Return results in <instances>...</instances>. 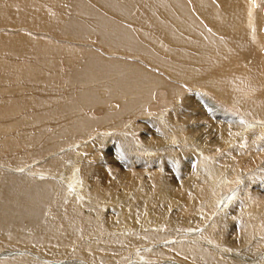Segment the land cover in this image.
<instances>
[{
	"label": "bare ground",
	"instance_id": "obj_1",
	"mask_svg": "<svg viewBox=\"0 0 264 264\" xmlns=\"http://www.w3.org/2000/svg\"><path fill=\"white\" fill-rule=\"evenodd\" d=\"M167 1L170 0H158L152 2V6H153L152 21H154L155 23V28L167 27L165 23L169 20L172 21L175 19L177 20L180 19L181 21L183 16L182 14H185L184 16L185 28H188L191 31L195 30L193 28H197V30H199L200 22L196 19L194 15V9L196 8L195 7L196 5L199 7L200 10L203 11V13L207 12L208 9L212 10L215 17L219 12L216 5L211 2L212 5L214 6L215 9L214 11L209 0H191L192 2L189 0L188 4H187L188 2L187 0H186L187 2L185 0H171L172 1L171 7L173 10L175 9L176 13L170 14L169 12L171 10L168 12V10L165 9L167 8L166 5ZM193 2H196V5H194ZM80 4L83 5L82 11H78L80 13H76L75 11L77 10L73 9L74 11L72 16L68 17V23L67 22L64 23L62 19L63 17L60 18L55 14H52L51 12L48 13L47 8L41 5V1L0 0V28L4 26L9 27L10 25H12V23H14L13 26L15 27L20 26V28L21 25L25 27H31L32 29L48 28L54 30L55 32H57L58 34L62 35L65 38L73 37L77 40L86 38V36L88 37L94 35L93 36L94 38L95 36L99 37L100 43L102 45H105V49H104L105 51L101 49L96 50L95 49L96 47H94V50L86 49L88 56H85L86 59H84L83 61L84 63H82V68L78 69L77 71L74 70L73 72L69 70L71 71L70 76H69L70 72L68 71L66 72V76L68 75V79H67L68 82L67 81L66 82L68 84L72 82L73 86L75 83V85H78V87L79 85H81V87L83 86L84 88L83 89L81 88V90L78 91L81 97L79 99H74L73 103L70 104L64 110L65 113L66 111L69 110L75 112L76 110H83L84 108L91 109L93 106H98V105L99 106L102 105L103 107L104 102L99 100L97 97L98 89L100 87L104 88V90L107 93L112 94L110 96L113 97L119 96V99L117 98L119 102L118 101L117 102L122 105L121 106L118 104L119 106L122 107L119 110L121 114H119V112H117L116 110H115L116 112L113 111L114 113L113 112L110 113L108 111L104 115L105 117L103 118V120L102 119L97 120L93 118H92L93 120L92 119L87 120V118L84 117L83 120L80 122V124H76V125L72 124L69 126L66 125L64 126L63 124L58 123L56 120H54V118L51 121L49 120L50 121L49 124L45 123L44 125H42L43 123L41 124L37 123L38 120H42L41 119L42 113L40 114L41 111L39 112L38 115L35 112L33 113L31 111L30 112L31 114L29 115L30 116L32 115L33 117L31 119H27L28 113L24 118L23 117L11 118L10 115L11 107L9 106H8L9 108L7 107L8 113H6V116L5 113L2 114L3 110L2 111L0 110V147L6 145L9 147V148L4 147L5 150H3V152L1 153L3 155L0 154L3 159H7V158L9 159L11 150H14L13 149L14 140L26 139L28 135L27 132L29 133L30 131L34 132L33 137L30 138L33 140V144L31 143V145L29 144L24 145V142L22 143V146H24L26 150L23 153H20L19 161L16 162L13 161L14 163V165L12 164L14 166V168L12 169L13 172H4V173L0 172V249H5L7 252L6 254L3 253L5 260L2 259L4 260V262H0V264H57L58 261L65 262L64 264H120L119 262L120 261L122 262L123 260L122 258L128 256L131 252L135 253L134 251L136 250L139 251V249L148 250L147 252H152V254L160 258L175 259L179 264H264V255L258 253L260 249L264 247V245H262L264 240H262V238L261 239L258 238L254 243H250L254 240L255 237H257L255 235L256 234L255 232L257 231L251 228V224L253 225L254 221L256 222V224L257 221H264V212L257 209L258 207L253 208L254 202L257 201L254 199L257 197L256 192H250V193L247 192L245 197H242V194L240 195V197H238V194H236L235 192L231 195H227L228 193L223 194L225 191H228V189L230 188L228 187L229 177L231 176L232 178L235 175L238 176L240 172L232 173V172H228L229 170L217 169L210 162L202 160L201 158V160L198 161V164L196 166L198 171L194 172L196 173V176L191 175V177L187 181H183L182 184L179 183L180 185L178 184L176 185L178 186L177 188L180 189V192H184V194L185 192H194V193L196 192V194L193 193L194 195L191 198L189 197L190 200H188V203H186L187 204L186 209H185L186 199H184V197H181L179 195V193L177 192L179 190H175L174 188L172 189V187L170 188L169 186H171L170 184L171 182L166 183L164 179H162V181L160 180L161 181L160 185L163 191L161 190L162 193L159 195L160 196L159 200H169V204L171 206L177 207L176 214H179V216L171 218L166 208H164L163 206H159L158 205L159 202H157L158 204L157 203L155 204V202H153L156 200L158 201V198L149 195L150 194L149 191L148 194L145 190L150 187L148 181L146 180L147 179L146 176L151 173L148 172V170L146 169V167L148 166L146 164L144 165L143 163L140 164L139 161L140 158L137 155H135L137 151L141 149V146H139L138 149L135 145H139V144H135L131 139H127L124 138V136L123 137L120 136L122 137L120 141L122 144L125 145L124 146L125 149H122L121 147L120 148L116 147L111 150L112 154H116V155L118 154L117 156L120 155L122 157V155L124 154V152L122 153V151H125V153H127L128 156L127 155L124 156L123 160H125V162L127 163L126 164L127 167H129V165H131L132 163L135 165V160H136V166L135 167L132 166V167H134L133 169H135L136 167L138 168L136 169L137 173H134L131 179L129 178L127 179L129 188H131V192L128 190L127 192L124 191L123 193H118L115 191V189H113L114 187L113 188L109 187L106 184L108 186L107 187L105 185V183L101 179V176H103L102 172H105V170H103L104 166L100 165L102 162V158H101L102 155L100 154L102 153V151L106 150L107 148L106 146L109 143L113 141L115 143L116 137L104 138L102 136L98 137L97 135L96 137L98 141H95L96 139L91 138V134L95 132L94 131L95 129L93 128L96 126H100L102 130L105 129L106 131L107 130L113 131V129H115L116 127L122 126V124H124L125 121L127 123V120L133 119L134 117L146 115L147 112V108H146L148 107L146 106L147 99L146 98L141 99V97L145 94L144 91L143 92H141L142 90L140 91L141 95L134 93L135 91L134 88L137 89L138 86H136L137 83L135 84L136 87L131 84V78L134 81L135 80L138 81L139 79L136 75V72H134L133 68H131V64L144 66L143 64L145 63L144 60L146 61L157 60V62L155 61L156 63L153 64L156 65V68L154 69H157V67H159L160 69L162 70L164 69L165 71H167V73H169L170 76L169 78L168 76H166L167 79L166 78L164 79L163 77L158 76L159 75L158 74L157 75L158 77L156 76L157 77L156 80L158 81L157 82L158 87L162 88V90H166L169 94V97H174V96L177 97L178 100L176 101L174 99L172 100L175 101L173 105L175 106L176 109L175 112L178 113V115L179 113H181L179 111L182 112L186 111L185 106L192 104L191 100L189 101V97L192 98V94L186 92L185 89L187 90L188 87L185 88L182 85L184 84L183 81L184 82L186 80L188 81V79H186L187 77H184L181 73L178 74L177 71H184L187 73L191 72L192 74L194 72L195 65H193V62H188L186 57L183 56L182 58L186 59L187 61L185 64H181L180 62H178L179 60L177 58L178 56L176 57L178 60L177 59L175 60L174 57H172L176 62L172 61L170 63H167L166 61H164L162 56H164L165 52L164 53L161 52L162 47H160L161 44H159V41L162 43L165 42V40L168 39L169 36L171 35L170 33H169L170 35L166 39L160 36V38L155 39V41L153 40L151 44L147 43L146 44L147 46L145 47L146 48L148 47L149 50H144V48H142L139 45V43L136 42L135 38L137 37V40H139L141 36L139 32L138 35L133 33L131 34L133 35V37L131 36L130 40L134 38L131 42L133 44L132 46L133 50L122 46V45L126 46L127 43L126 40L125 43H121L123 40L122 38H120L118 31L125 29L126 25L120 24L122 21H119V19H121L119 17V9H120V6L118 5L119 3L115 4L113 0H102V1L80 0ZM100 14L103 18H106L108 20V21L106 20V23L103 24L101 22L102 20L99 18ZM149 19L151 20V18ZM170 25L173 26V24ZM196 25L198 26L196 27ZM118 27H120V30H118ZM176 28L178 27L176 26ZM11 29H13V27ZM9 33L2 31L0 33V54L2 53L3 55L7 54V56L10 55L9 57H11L12 55L11 52H14L13 49H16L17 51H21V52L24 51L23 52L24 55L26 52L32 53L34 56H36L35 59H37V61L39 62L41 60L39 58L40 52L46 53V52H51V50L53 52H56V50L58 49L57 47L53 46V41L49 40V38L48 41H46L47 40L45 39L46 37L37 39L35 38V36L33 37L32 33L27 30L25 31L21 29L19 31H14L13 33L10 34ZM189 35L185 33L186 41L193 39L190 38L191 35L190 36ZM153 38H155V36ZM177 39L178 37H176V40ZM96 42L98 43L97 40ZM178 43L179 42H177V44ZM117 44L120 45L122 51L115 50L114 46H117ZM174 44H176L175 41ZM174 44H172L173 45L172 47H177L174 46ZM164 45H166V43ZM166 47H167L166 49H169L168 48L169 45L168 46L166 45ZM179 48L180 47H178V50H180ZM10 49L11 52L9 51ZM174 49L176 48H173L172 50ZM182 49L184 48L182 47ZM178 50L177 51L174 50L173 52H178ZM219 52L222 51L219 50ZM56 54L57 53H55V55ZM3 55H1V58ZM13 56L15 55L13 54ZM134 56H136L138 59L141 58L140 59L141 64H139V62L137 61L134 62L128 61ZM191 56L193 57V55ZM53 58L55 57L53 56L50 57L51 60ZM45 59L46 61L48 60L47 57H45ZM1 60L0 63L2 62ZM9 60H11V58L5 59L4 63L9 64L10 62H12V60L8 62ZM52 62L54 63L55 60H52ZM200 63L203 62L201 61ZM36 64L34 63V65ZM67 64H71V62L69 63L67 62ZM161 64H165L164 66L166 67L162 66ZM29 65L28 67L31 66ZM1 67L2 68H0V72H2L3 70H7L6 68L8 66H4V67L1 66ZM28 67L27 69L30 70L31 68ZM14 69H12L10 66V70H14ZM198 69H200V67ZM49 70L51 71L52 69L49 68ZM15 71L16 70H14L13 72ZM24 71L27 70L22 69V72ZM198 71L200 72V70ZM110 72L111 74H116V75L120 73L122 79H120L116 75H113L112 77L111 75L108 76L107 73ZM39 73H40L39 77L36 76L35 78H30V79L25 78L26 74L25 77L22 79H19L16 76V79L17 78L18 79L17 80L14 79V80L17 81L16 83L20 84L19 87H17V85L13 83L11 87H8L7 84L5 85L6 79L4 81L3 79L0 78V94L1 95L4 93L6 94L5 97L0 96L2 97V99L0 98V102L2 103L3 101H5L8 103L11 97L13 101L18 100V98H22L24 95L23 90L26 91V88L30 87L29 85L26 86L21 85V81L23 82V80L27 84L33 81L31 87H34V89L31 88L30 91L34 94V97L37 96L34 104H36L37 102H43L42 99H46L45 97L47 96L41 93L38 94L37 87H35L34 84L37 83V86L38 84L40 86H44L46 85V83L47 84L49 83V86H52L50 85V81L53 82L52 80L54 79L48 77L47 75H45V73L41 71ZM42 74L44 77L41 76ZM22 75L23 73L21 74V76ZM91 76H93L92 79L90 78ZM114 76H116L115 78L118 79L116 80ZM98 77L104 78V80L102 79V81L105 82L108 81V84L104 82L105 84L102 85L98 84L100 86L94 88L93 85L85 86L83 83H81V81L82 80L84 81L85 79L87 82L85 81L84 82L87 83L88 85V83L90 84V82H88L89 80L91 82L93 80L96 81ZM172 77H174L177 80L173 79ZM111 78L114 79L111 80ZM187 81L185 83L189 87H192L190 85L192 83ZM43 82L45 84H43ZM169 84L175 86L180 85V86H178L179 88H177ZM70 88L71 87H69V89ZM148 91L147 94H149ZM128 93H130V95ZM71 94L72 93H70L69 96ZM103 94L105 95V93ZM126 94H128L130 98L129 96H126L128 97L126 99L125 97ZM184 95L185 97L187 96L186 97L187 99L184 98ZM178 97H180L181 100ZM48 98L51 99L52 96ZM67 98L70 99L69 97ZM179 100L180 102H178ZM17 102L20 103V101ZM176 102L178 103L176 104ZM64 103L62 102L61 104L64 105ZM203 104L204 103H202V105ZM131 108L132 110H130ZM16 111L17 110L15 109V111H13L12 113ZM55 111L51 110L50 112L52 114H56L58 110L56 112ZM199 111H201V108L199 109ZM47 115H50L51 117L50 113ZM191 116H187V117L190 118ZM106 117L108 118L109 121L113 120V121H117V123L116 124L114 123L115 125L112 126H107L106 123L107 120L105 121ZM47 119H51V118H47ZM14 123L21 124L20 125L21 128H14V127L11 128V124ZM173 125H171L172 126L171 131L173 130L172 132H179L184 135L185 133L187 134L186 123L183 124L182 126L178 124L179 126L176 127ZM18 129H21V131ZM259 129L261 132H264L263 126L259 127ZM92 130L93 132H91ZM164 130L165 132H168V129H166L165 127ZM89 131L91 132V134L89 136H86V133L89 134ZM162 133H160L161 136H163ZM72 137L78 138L77 140L80 141H75V140L71 141ZM83 137H87V139H89L90 142L88 140L83 142ZM234 137L237 138L236 136ZM112 138L113 141L111 140ZM171 138H168L167 136L157 138L158 142L157 141L156 142L159 143L160 146L155 148L153 144V147L151 148H154L155 150L159 148L160 154H162V152L165 150L168 152L170 151L172 154L179 155V150H176L175 147L172 144H170L171 142L169 139ZM27 139L26 141H28ZM70 142H72L73 144ZM78 142L84 144L83 146H85L86 148L85 149L82 148L81 150H75L74 149L75 146L72 145H77ZM69 143L71 146H69V148L65 150V153L60 152L61 153L60 156H56V157L53 156V155H57V153H59V151H61ZM143 144H145L143 145L144 150L147 151L152 150L150 149V146L147 144V142ZM26 155H30L32 161H36L37 164L39 165L36 169H34V172H20L22 167V162L21 163L18 162H20L21 159H23V157ZM87 155L89 157H87ZM96 155H98L99 158L96 157V161L91 160ZM168 159L169 158L167 156L162 161ZM261 159L262 158H260L259 160ZM119 161L121 160L119 159ZM43 163H45V165H43ZM121 164L122 163L118 165L120 166ZM70 166L73 167L71 168L73 169L72 171L74 172H68ZM64 167L66 168L64 169ZM35 171H40L37 172L39 174L37 176H42V177L47 176L49 177V179H46L44 182L35 179L33 177L35 176L34 175L36 173ZM179 173L180 172H177V174L179 175L178 177L176 176L177 178L181 176ZM156 175L157 174H155V176ZM87 177H95V181L93 182V185L91 186L88 185ZM230 181H234V180H230ZM249 184L250 185H248V188L250 189L252 183L249 182ZM217 185L218 187H216ZM215 190L217 191V194L214 193ZM128 193H130V195ZM177 193L180 196L178 198L176 197ZM127 195L130 196V202L128 201ZM110 200H113L114 203L110 202ZM66 201L68 202L71 201L72 203L70 205H67L68 203L66 204L65 203ZM203 202L206 203V207H205L206 210L204 209L202 211L198 207H200L201 203ZM63 203L67 205V206L65 205L66 208L63 207L64 206ZM234 203L236 206L238 205V207L241 208L242 210L239 212L235 211L236 214L231 219L225 215L223 216L221 215L217 220H214L213 217L214 213L212 212H214V208L216 205L224 206L226 204L225 206L227 207ZM107 205H109L108 209H107ZM65 209H67V211ZM104 209H107L108 212L105 213L106 210L104 212ZM66 212L68 213L67 215H69L67 217L65 216ZM109 213H112V215ZM223 221H226V223H223ZM168 224L175 225L176 227L179 228L182 227L183 224H185L189 228L190 226L192 227L194 226L198 231H201V229L198 228L204 227L205 229L206 227L204 233H209L211 235H216L218 233L219 235L221 234V237H219L218 235V243L225 244V246L230 249V252L231 250H240L239 252L242 253L243 255L242 256L236 255L233 257H229L228 259H221L219 256L220 251H218L219 253H217V255L212 254L211 251L207 249V247L203 246L204 244L203 245H200L201 243L194 244L192 241L186 242L187 245H183L181 247H173V248L166 247L165 242L164 243L162 242L161 244L157 245L155 249L150 250V247L152 245L154 244L156 245L158 242H161L164 239L165 241H168L167 243H171V242L173 243L175 241L174 235H170L169 237H166L169 234V231L166 230L160 231V228H158L161 225H166L167 227ZM217 226H224L223 227L225 229L224 234L221 233V231L220 232L216 231ZM226 226L228 231L226 230ZM198 231H194L193 233H195L196 236L195 238L198 239L199 241L201 240L202 237H199L200 234L196 235L198 234ZM232 234L239 236V239L236 242H232L230 240V236ZM218 243H216L217 246ZM247 244L249 246H247ZM77 252H82V254Z\"/></svg>",
	"mask_w": 264,
	"mask_h": 264
},
{
	"label": "rangeland",
	"instance_id": "obj_2",
	"mask_svg": "<svg viewBox=\"0 0 264 264\" xmlns=\"http://www.w3.org/2000/svg\"><path fill=\"white\" fill-rule=\"evenodd\" d=\"M38 1H41V5L47 8L48 13L51 12L52 14H55L56 16L60 18L63 17L62 19L64 23L66 22L68 23V17L72 16L74 10H77L75 11L76 13H80L78 11H82L81 7H79L80 0H38ZM141 1L143 0H135V5L133 7V12L131 13V15H133V19H137V23L139 21L140 23H143L144 25L148 24V27L150 26V28H152V23H151V20L149 19L150 15L149 13L143 12L144 10L143 6H147V8H149V4L153 0H146L145 3L143 2V5ZM187 1L186 2L188 4L189 0ZM209 1L213 2L218 8L219 14L217 17L214 16L212 10L210 9H208L207 12L203 13V11L200 10L199 7L196 5V2H193V4L196 5L195 6L196 8L194 9V15L197 18L200 16L199 18L201 19L199 18L198 19L199 21H201L200 23L203 24L205 28H206L205 23L208 26H210L209 29H205L206 31H210V32L213 31V24L215 26L217 25V28L219 30H222L223 36H225V37L222 36V38L226 39L229 42V45L231 47V48L229 47V48L222 49V52L218 53V58L216 59L217 62H215V64L213 63L215 66V71H213L214 72L213 77L217 80V83H219V89L217 88L216 91L218 92L219 95H224V96L219 97L215 95L213 92L209 90H203L201 88H193V87H189L188 85L187 87L190 88V90L188 91L193 92V94H195L196 96L198 95L200 97L202 96L203 98L210 101L211 104L215 106L214 110H217V111L216 112H205L204 111L201 113V111H199L200 109L199 107L203 105H198V103L195 101L197 97L192 96L194 98H189V101L191 100L192 104L188 103L189 104L187 105L188 107L185 106L186 113L179 111L181 113H179L178 115V113L175 112V107L173 105L175 101L178 99L175 96L169 97V94L167 91H163L162 88L158 87V83H157L158 81L156 80L157 78L151 75L152 73L151 71L152 69L156 68V65L152 64L153 61L152 62L147 61L149 65L148 66L146 65V66L151 70L149 72L145 71L146 70L145 67L142 68L141 65L131 64V68H133L134 72H136V75L139 79L138 81L136 80L134 81L131 78V84L133 86H135L136 83L139 84V85L136 84V86L138 87L137 89L134 88L135 89L134 93L140 94L141 92L144 91V93L147 95V97L145 94L142 96V97L145 96L144 98L141 97V99H145V98L147 99L146 106L148 107H146L147 108L146 115H143L144 117L139 116V117H134L133 119H129L127 120V123L125 121L124 124H122V126L116 127L115 129H113V131L112 130L106 131L105 129L102 130L100 126H96L93 128L95 129L94 130L95 132H93L92 130L91 131L93 132L92 134L90 131H89V134L86 133V136H89L91 134V138L96 139L95 141H98L96 137L97 135L98 137L102 136L104 138L116 137L115 143L112 138L111 140L113 142L109 143L106 146L107 147L106 150L102 151V153L100 154L102 155L101 157L102 162L100 165L104 166L103 170H105V172H102L103 176H101V179L103 180L105 185L107 184L109 187H112V188L114 187L113 189H115V191L118 193H123L124 191L127 192L128 190L131 192V188H129L127 179L128 178L131 179L134 173H137L136 169L138 168L136 167L135 169H133L136 166V160H135V165L132 163L131 165H129V167H127L126 165L127 163L125 162V160H123L124 156L126 155L128 156V154L125 153V151H122V153L124 152L125 155L121 154L122 155L121 157L120 155L117 156L118 154L117 155L112 154L111 150L116 147H119V148L121 147L122 149H125L124 148L125 145L122 144L120 141V139L123 136L124 138L131 139L135 144H139L135 146L138 149H139V146H141V149H139L135 155H137L140 158L139 160L140 164L143 163L144 165L146 164L148 167H150V168L146 167V169L148 170V172L151 173L146 176L147 178L146 180L148 181V184L150 187L145 190L147 193L149 191L150 193V194L148 193L149 195L158 198V201L156 200L153 202H155V204L159 202V204L157 203L159 206H163L164 208H166L171 218L179 216V214H176L177 207L171 206L169 204V200H159V197H160L159 195L163 191L161 188L160 182L162 181V179H164L166 183L171 182L170 183L171 186H169L170 188L172 187V189L174 188L175 190H179L177 191L179 195L181 197H184V199H186V202H185V209H186L187 208L186 203H188V200H190V198L194 194H196V192L195 193L185 192L184 194V192H180V189L177 188L178 186L176 185L177 184L180 185L182 184L183 181H187L191 177V175L196 176V173L194 172L198 171L196 166L198 164V161L201 160V158L202 160L210 162L217 169L229 170L228 172H232V173L240 172L238 176L237 175L234 176L235 178L234 177L231 178V176L229 177L228 187L230 188L228 189V191H225L223 194L228 193L227 195H231L235 192L236 194H238V197H240L241 194H242V197H245L247 192L248 193L256 192L257 197L254 199L257 201L254 202L253 208L258 207L257 209L264 212V199H263L264 198V159H263L264 157V132H261L259 129V127L261 126L264 127V119H263L264 118V0H209ZM171 3H172L171 0L167 1L166 2L167 8L165 9L168 10V12L171 10L169 12L170 14H175V11L171 8L172 6L170 5ZM137 23H135L134 25L131 24V26L129 24H126L127 28L125 27V29H127L128 31H131V34H132L135 28L139 30V28H137ZM13 25L14 23H12V25L9 26L10 28L8 26L6 27L4 26L5 28L1 27L2 29L3 28L4 29L2 30L0 28V33L1 31L7 32V33L9 32L13 33L14 31H19L21 29L25 31L27 30L32 33L33 37L35 36V38L37 39L46 37L45 39H47L46 41H48V38H49V40L53 41V46L57 47L58 49L56 50V52H53L52 50L51 52H46V53L40 52L39 58L41 60L39 62L37 61V59H35L36 56L26 51L25 52L28 53V54L25 53L26 56L23 53L24 51L22 52L17 51L16 49H13L15 53L11 52V49L9 50L12 53L11 57H9L10 55L7 56V54H4V55L3 53L0 54V60L3 58L1 60L2 61L1 63L3 64L0 63V65L3 67L8 66L6 68L7 70H3L2 72H0V78L3 79L4 81L6 79L5 85L7 84L8 87H11V85L13 84L19 87L20 84L16 83L17 81L14 80L16 79V76L19 79H22L25 77V74H26L25 78H29V79L35 78L36 76L39 77L40 71L45 73V75H47L48 77L54 79V80L51 79L53 82L50 81V85L52 86H49V83L48 84L46 83V85L44 86H40L39 84L37 86V83L34 84V86L37 87L38 94L41 93L47 96L45 97L46 99H42L43 102H37L36 104L34 103L36 101L37 96L34 97V94L30 91L31 88L34 89V87H31V85L33 84V81L29 82L28 84L25 83L24 80L23 82L21 81V85H25V86L29 85L30 87L26 88V91L23 90L24 95L22 98H18V100L13 101L11 97L8 103L5 101H3L2 103L0 102V110L1 111L3 110L2 114L5 113V116H6V113H8L7 112L8 108L11 107L10 108L11 118H16V117L24 118L26 114L28 113L27 119H31L33 117L32 115L31 116L29 115L31 114L30 113L31 111L33 113L35 112L37 115L41 111L40 114L42 113L41 119L43 121L38 120L37 123L39 124L43 123L42 125H44L45 123L49 124V122L54 118V120H56L60 124H63L64 126L65 125L69 126L72 124H75V125L80 124V122L83 120L84 117H86L87 120L88 119L91 120L92 118L97 119V120L98 119L103 120V118L105 117L104 115L108 111L111 113L116 110L117 112H119V114H121L119 110L120 108H122L121 107L122 105L118 103L119 96H114V97L110 96L112 94L107 93L104 90V88H101V87L98 89L97 97L99 100L104 102L103 107L102 105L101 106L98 105L100 108L98 106H93L91 109L84 108L83 110H76L75 112H73L72 110H69V111H66L65 113L64 111L70 104L73 103L74 99H79L81 97L78 91L81 90V88L82 89L84 88L83 86L81 87V85H79L78 87V85H75V83L73 86L72 82H70L71 84L70 83L68 84L67 83L68 75L66 76V72L67 71L70 72L69 73V76H70L71 71L72 72L74 70L77 71L78 69L82 68V63H84L83 61L84 59H86L85 56H88L86 49L94 50V47H96L95 48L96 50L101 49L105 51L96 42L97 40L96 37L94 38L93 36H88V37L86 36V38L77 40L73 37L65 38L62 35L55 32L54 30H51L48 28H35V29L33 28L32 29L31 27H25L23 25H21V28H20V26L15 27ZM12 27L13 29H11ZM159 44L163 46V43L160 41H159ZM115 50L121 51L120 49H117V48H115ZM55 53L57 54L55 55ZM13 54L15 56H13ZM1 55H3L2 58H1ZM50 55L55 57L52 59V60H55L54 63L50 59L51 57ZM45 57H47L48 59L47 61ZM164 57L165 58L163 59L166 62H169V57H167V55H164ZM7 58H11L12 62H10L11 60H9L8 61L10 62L9 64L4 63L5 59ZM131 61H137L139 62V64H141L140 62L141 60L138 59L136 56L131 58ZM33 62L39 65L37 64L34 65ZM67 62L68 63L71 62V64H67ZM28 65L30 67H28ZM1 66L0 68H2ZM10 66L12 69H14L15 67L14 70H16L15 71L16 73L13 72L14 70H10ZM27 67L31 69L29 70L27 69ZM24 68L27 70V71H24L25 73L22 72V69L25 70ZM49 68L52 70L50 71ZM159 70L161 71V69L158 67L157 72ZM20 73L21 74L23 73L24 76L23 75L21 76ZM149 74L150 76H147ZM158 74L162 75L160 77H164V78L168 76L167 71H165L164 69ZM107 75L108 76L111 75L112 77L113 75H116V74H111L110 72V73H107ZM41 76L44 77L43 74ZM116 76L122 79L120 76V73L117 74ZM116 76H114V78ZM92 77L93 76H91L90 78L92 79ZM114 78H111V80ZM102 79L104 80V78L98 77L96 81L93 80L91 82L89 80L88 82H90V84L88 83V85L87 83H85L87 81L84 79L85 82L82 80L81 83H83L85 86L93 85L94 88L99 87L100 85L105 84V83L108 84V81L105 82V81H102ZM115 79L117 80L118 78H115ZM43 84L45 83L43 82ZM169 85H172V84H169ZM172 86L179 88L178 87L179 85L178 86L172 85ZM69 87H71L72 89L71 88L69 89ZM138 88H141V89H138ZM147 91L149 94H147ZM150 92L153 94H151ZM70 93H72L70 95L71 97L69 96ZM103 93H105V95ZM128 94L130 95V93ZM128 94H126L125 97L129 96ZM5 95H6L5 93L2 95L0 94V96L2 97L3 96L5 97ZM51 96H52L51 99L48 98ZM2 97L0 98L2 99ZM67 97H69L70 99H68ZM186 97L184 95V98ZM127 98L128 97H126V99ZM172 99H174L175 101ZM180 100L178 102H180ZM17 101H20V103ZM62 102L63 103L65 102L64 105L61 104ZM178 102H176V104ZM118 104L121 106H119ZM13 106L17 110L16 112L18 113L16 112L12 113L13 111H15ZM202 108L206 109V107H202ZM51 110L52 111L58 110V111L57 112L55 111L56 114H52L50 112ZM130 110H132V108ZM192 111H194L195 113ZM49 113L51 114V117L50 115H47ZM15 114H18V115H15ZM19 115H22V116H19ZM46 115H47V118H51V119H47ZM175 115H177L178 117ZM187 116H191L190 118L192 120ZM106 120H107L106 122L107 126H112L117 123V121H113V120L109 121L107 117L105 121ZM58 123H55V124H58ZM185 123L187 124L186 125L187 130L185 129L187 131V134L185 133L184 135L179 132H172L173 130L171 131V128H172L171 125L174 124L173 126L176 127L179 125L182 126ZM20 125L21 124L19 123H14V124H11V128L13 127L21 128ZM164 127L168 129V132H165ZM18 130L21 131V129H18ZM158 130H161L163 132V137L167 136L168 138H171V137L175 138V139L171 138L169 140L171 142L170 144H172L176 150H179V155L172 154L170 151L168 152L165 150L162 152V154H160L159 148H157L158 150L151 148L153 147V144L155 148L160 146V144L157 143L158 142L157 138L159 136H158V133L156 134V131ZM31 132L32 131H30V133L27 132L28 139L27 138L26 139L28 141H26V139L14 140L13 142L14 150L10 149L11 150V154L9 156L10 160L8 158L3 159L1 156L3 155L1 154L3 150H5V148L8 146L6 145V146L0 147V154H1L0 155L1 156L0 172H3V173L13 172L12 171V169L14 168L13 161L14 162L19 161L20 153H23L26 150V148L22 146V143L24 142V145H27V144L31 145V143L33 144V140L30 138L33 137L34 132H32V134ZM73 136H76V135H73ZM234 136H236L237 138H235ZM77 139L78 138L72 137L71 141H74V140L80 141ZM87 140L89 141L87 137H83V142ZM144 141L147 142V144L150 146V149L152 150L150 151L144 150V147H143V145H145L143 144L145 143ZM155 142L157 143V145ZM70 143L67 144V146L64 147L61 151H59L57 155H53V156L56 157V156H60L61 153H65V150L68 149L69 146H71ZM83 145L84 144H82L81 142H78L77 145H72V146H75L74 148L75 150H81L82 148L84 149L86 148ZM162 156L165 158L168 156L169 159L162 161L161 160ZM87 157L89 156L87 155ZM96 157L99 158V156L96 155L91 160L96 161ZM260 158H262L263 160L262 159L259 160ZM23 159H21V161L18 162V163L22 162V167H21L20 172H34V169H36L39 166L36 161H32V158L30 157V155L24 156ZM119 159L121 161H119ZM120 163L122 164L119 166L118 164ZM43 165H45V163H43ZM71 167L72 166L69 167L70 169L68 172H74L72 171L73 167L72 168ZM65 168L66 167H64V169ZM35 172L37 173L40 171H35ZM177 172H180L179 174L181 176L179 178L181 181L179 180V178H177L179 176ZM36 173L34 174L35 176L33 177L35 179H38L39 181L41 180V182H44L46 179H49V177L47 176H43V177L37 176L39 174L38 173L36 174ZM155 174L157 175L155 176ZM230 180H234V181H230ZM94 181H95V177H87V183L89 186L93 185ZM249 182L252 183L250 189L248 188V185H250ZM216 187H218V185ZM178 193L176 194L177 198L180 197ZM214 193L217 194V191L215 190ZM128 194L130 195V193ZM129 195H127V198H128V201L130 202ZM69 202L66 201L65 203L66 204L68 203L67 205H70L72 202L71 201ZM110 202L114 203L113 200H110ZM65 203H63L64 205L63 207L66 208L67 205ZM163 203L166 206H164ZM225 205L215 206L214 212H212L214 213V216H213L214 220H217L221 215L222 216L225 215L231 219L236 214L237 211L239 212L242 210L241 208L238 207V205L236 206L235 203L227 207ZM205 207H206V203L203 202L198 208L203 211ZM108 208H109V205H107V209ZM107 209H104V212L106 210L105 213L108 212ZM65 210L67 211V209ZM67 214L68 213L66 212V215L65 214L64 215L67 217L69 216ZM109 214L112 215V213H109ZM223 223H226V221H223ZM224 226H217L216 231H219V232L221 231V233L224 234L225 232V229L223 228ZM231 227H232V224H231ZM158 228H160V231H165V230L169 231V234L166 237H169L170 235H174L175 241L173 243L172 242L167 243L168 241H165L164 239L163 241L158 242L156 245L155 244L152 245L150 247V250L155 249L157 245L161 244L162 242L163 243L165 242L166 247L173 248V247H181L183 245H187L186 242L192 241L194 244H200V243H201L200 245L204 244L203 246L207 247V249L211 251L212 254L217 255V253H219L218 251H220L219 256L221 259H228L229 257H233L236 255L237 256L243 255L242 253L239 252L240 250H231L230 252V249L227 248L225 244L218 243L219 233L216 235L204 233L206 227L205 229L204 227L198 228V229H201V231L196 230L194 226L193 227L190 226L189 228L185 224H183L182 227L180 228L172 224H168L167 227L166 225H161ZM251 228L257 231L255 232L256 233L255 235L257 237H255L254 240L250 243H254L258 238L260 239L262 238V240H264V221H257V224L254 221L253 225L251 224ZM226 230L228 231L227 226H226ZM194 231H198V234L196 235L200 234L199 237H202L201 240L198 241V239L195 238L196 236H195V233H193ZM219 237H221V234L219 235ZM238 239H239L238 235L232 234L230 236V240L232 242H236ZM215 242L218 243V246L216 245ZM262 245H264V242ZM247 246L249 245L247 244ZM147 251L148 250L139 249V251L138 250L134 251L135 253L131 252L128 256H125L124 258H122L123 259L122 262L120 261L119 263L120 264H135V263L137 264L138 263L139 264L141 263L143 264L144 263L145 264H179L175 259L160 258L152 254V252H147ZM3 253L6 254L7 253L6 250L0 249V262H4L5 260ZM77 253L82 254V252H77ZM258 253L264 255V247L261 248ZM137 261H140V262H137ZM62 263L64 264L65 262L58 261L57 264H62Z\"/></svg>",
	"mask_w": 264,
	"mask_h": 264
},
{
	"label": "crops",
	"instance_id": "obj_3",
	"mask_svg": "<svg viewBox=\"0 0 264 264\" xmlns=\"http://www.w3.org/2000/svg\"><path fill=\"white\" fill-rule=\"evenodd\" d=\"M100 1V0H99ZM102 1V0H101ZM114 1V3L115 4H118L119 6H120V9H119V17L121 18V19H119L120 21H122L123 22V25H126V24H129L130 26H131V24L132 25H134L136 22H137V19H133V15H131V13L133 12V7H134V5H135V0H113ZM158 1V0H157ZM143 2L145 3L146 2V0L144 1L143 0ZM143 2L141 1V3H142V5H143ZM152 2H155V0H153V1H151L150 2V9L149 8H147V6H143V12H146V13H149V18H151V23H152V28H150V26L148 27V25H144L143 23H140L139 21H138V23H137V28H139V30H137L136 28L134 29V32H133V34H136V35H138V32L141 34V36H140V34H139V36H140V38H139V40H137V37L135 38L136 39V42H138L139 43V45L142 47V48H144V50H149L148 49V47L146 48L145 46H147L146 44L148 43H150L151 44V42L154 40L155 41V39H157V38H160V36H162L164 39H166V38H168V36H169V38L168 39H166V40H168V41H166L165 40V42H163L164 44L166 43V45L168 46L169 45V49H166L167 47H166V45H164L163 44V46L161 45L160 47H162V50H161V52L162 53H164V55H167V57H169L170 55V57H169V62H167V63H170V62H176V61H174V59L176 60L177 58L179 59H177L178 60V62H180L181 64H185L187 61L188 62H193V65H195V67H194V72L191 74V72L190 73H187V72H184V71H177V73L179 74V73H181L184 77H187L186 79H188V81L189 82H191L192 84H194V85H192V87L193 88H201V89H203V90H209V91H211V92H213L215 95H217V96H219V97H221V96H224V95H219L218 94V92L216 91V89L218 88L219 89V83H217V80L213 77L214 76V72L213 71H215V66H214V64H215V62H217L216 61V59L218 58V52H219V50L220 51H222V49L223 48H229L230 47V45H229V42L226 40V39H224V38H222V36H223V31L222 30H219L218 28H217V25L216 26H214V24H213V29H218V30H213V31H205V29H209L210 28V26H208L206 23H205V26H206V28L204 27V25L203 24H201L200 23V25H199V30H197V28H193V29H195L194 31H191V30H189L188 28H185V18H184V16H185V14H182L183 16H182V22L180 21V19H175V20H169V21H167L166 23H165V25L167 26V27H164V28H155V23H154V21H152V18H153V6H152ZM138 3V2H137ZM141 3H139V4H141ZM213 3V2H212ZM212 3H211V1H210V4L212 5ZM124 5V6H123ZM171 5V4H170ZM79 7H81V10H82V7H83V5H81L80 4V6ZM212 7H213V9H214V6L212 5ZM101 8V7H100ZM125 8V9H124ZM151 8H152V11H151ZM172 8V7H171ZM122 10V11H121ZM174 11H175V9H174ZM214 11H215V9H214ZM123 12V13H122ZM176 13V12H175ZM219 14V13H218ZM218 14H217V16H218ZM124 15V16H123ZM100 17V19L102 20L101 22L104 24V23H106V18H103L102 16H101V14L99 15ZM152 16V17H151ZM216 16V17H217ZM115 18V17H114ZM197 18V17H196ZM197 20L199 21V19L197 18ZM108 21V20H107ZM122 22L120 23V24H122ZM130 22V23H129ZM175 24H174V23ZM199 22H201V21H199ZM204 23V22H203ZM100 24V23H99ZM168 24V25H167ZM170 24H173V26H171ZM175 25V26H174ZM176 26L178 27V28H176ZM198 25H196V27H197ZM142 27V28H141ZM147 27H148V29H147ZM184 27V28H183ZM126 28H127V26H126ZM170 28V29H169ZM130 29V28H129ZM142 29V30H141ZM144 29V30H143ZM166 29V30H165ZM118 30H120V27H118ZM162 30V31H161ZM203 30H204V32H203ZM137 31V32H136ZM151 32V33H150ZM157 32V33H156ZM159 32V33H158ZM163 32V33H162ZM167 32V33H166ZM172 32V33H171ZM118 33H119V36H120V38H122V42L121 43H125V40H126V46L125 45H122V46H124L125 48L127 47L128 49L130 48V49H132V46H133V44L131 43L132 42V40L134 39H132V40H130V37L132 36L133 37V35H131V31H128L127 29H122V30H120V31H118ZM170 33V34H169ZM174 33V34H173ZM185 33H187L189 36H190V38H193L192 40H189V41H186L185 40ZM162 34V35H161ZM164 34V35H163ZM184 36H183V35ZM174 35V36H173ZM182 35V36H181ZM92 36H94V35H92ZM123 36V37H122ZM155 36V38H153ZM211 36V37H210ZM96 37V39H97V41H98V45L99 46H101L103 49H105V45H102L101 43H100V40H99V37H97V36H95ZM127 37V38H126ZM176 37H178V39L176 40ZM184 37V38H183ZM224 37V36H223ZM123 38H125V39H123ZM171 38V39H170ZM222 38V39H221ZM216 39V40H215ZM170 40H171V42H170ZM180 40H181V42H180ZM194 40V41H193ZM128 41V42H127ZM143 41V42H142ZM149 41V42H148ZM174 41H175V43L176 44H174ZM186 41V42H185ZM190 41H193V42H190ZM202 41H204V42H202ZM169 42V43H168ZM177 42H179L178 44H177ZM184 42H185V44H184ZM190 42V43H189ZM100 43V44H99ZM174 44V46H177V47H172L173 45L172 44ZM189 43V44H188ZM192 44V45H191ZM182 45V46H181ZM191 45V46H190ZM185 46V47H184ZM194 46H195V49H194ZM217 46V47H216ZM178 47H180L179 49L181 50H178ZM182 47L184 48V49H182ZM219 47V48H218ZM114 48H118V49H121V47H120V45L119 44H117V46H114ZM166 50H165V49ZM173 48H176V49H174V50H178V52H173L174 50H172ZM231 48V47H230ZM191 49H193V50H191ZM133 50V49H132ZM183 50V51H182ZM218 50V51H217ZM121 51H122V49H121ZM169 51V52H168ZM167 52V53H166ZM192 53V54H191ZM170 54V55H169ZM174 54V55H173ZM121 55H124V54H121ZM186 55V56H185ZM191 55H193V57L191 56ZM178 56V57H177ZM182 56L183 57H186V59H187V61H186V59H184V58H182ZM172 57H174V59L172 58ZM177 57V58H176ZM190 57V58H189ZM162 58H165L164 56H162ZM182 58V59H181ZM206 58V59H205ZM141 59V58H140ZM172 59V60H171ZM180 59H181V61H180ZM203 59V60H202ZM128 61H131V59H129ZM147 61H149V60H147ZM147 61L146 60H144V62L145 63H143V64H145L144 66L143 65H141L143 68L144 67H146L145 69V71H151L150 69H148V65L149 64H147ZM157 62V60H153V62L154 63H152V64H155L156 62ZM165 61V60H164ZM203 62V63H200V62ZM131 62H134V61H131ZM150 62H152V61H150ZM197 62V63H196ZM199 63H200V65H199ZM214 63V64H213ZM198 64V65H197ZM147 65V66H146ZM162 66H164L165 64H161ZM217 65V64H216ZM203 68H202V67ZM164 67H166V66H164ZM200 67V69H198ZM204 67H206V68H204ZM157 69H158V67H157ZM157 69H152V73H151V75L152 76H157L158 75V73L159 72H161L162 71V69H161V71L159 70V72H157ZM200 70V72L198 71V70ZM217 69V68H216ZM197 71V72H196ZM202 71V72H201ZM189 74V75H188ZM200 74V75H199ZM168 75V78L170 77L169 76V73L167 74ZM194 75V76H193ZM197 77H196V76ZM149 76H150V74H149ZM158 76H162V75H158ZM157 78V77H156ZM164 78V77H163ZM173 79H175L174 77H172ZM165 79V78H164ZM172 80V79H171ZM171 80H170V82H171ZM175 80H177V79H175ZM187 81V80H186ZM185 81V82H186ZM187 81V82H188ZM169 82V83H170ZM184 81H183V83L185 84H182L184 87H187V84L185 83ZM204 82V83H203ZM181 85V86H182ZM197 85V86H196ZM201 85V86H200ZM204 85V86H203ZM217 86V88H216V86ZM180 86V85H179ZM213 86V87H212ZM206 89H205V88ZM211 87V88H210ZM208 88V89H207ZM213 88V89H212ZM188 90H190V88L188 87V89L186 90L185 89V91L186 92H188V93H190V94H192V96H195V94H193V92H191V91H188ZM163 91H166V90H163ZM195 97H198L195 101L198 103L199 101H201V102H199L198 104L199 105H202L201 103H204L203 104V106H201V107H199V108H201V112H216L217 110H214V108L213 107H215L214 105H212L211 104V102L209 103L208 102V100L207 99H202L203 97L201 96H195ZM177 98V97H176ZM178 98H180V97H178ZM189 98H191V97H189ZM192 98H194V97H192ZM200 99V100H199ZM203 101H202V100ZM198 100V101H197ZM207 100V101H206ZM177 106V105H176ZM213 106V107H212ZM175 107V106H174ZM202 107H206V109H203ZM209 107V108H208ZM212 107V108H211ZM181 109H182V107H181ZM176 110V109H175ZM204 110V111H203ZM167 129V128H166ZM158 131H160V133H162V131L161 130H158ZM158 131H156V134L158 133V138H160V137H163V136H161L160 135V133L158 132ZM162 135H163V133H162ZM162 158H163V156H162ZM163 159H165V158H163ZM163 159H161V160H163ZM165 161V160H164Z\"/></svg>",
	"mask_w": 264,
	"mask_h": 264
}]
</instances>
